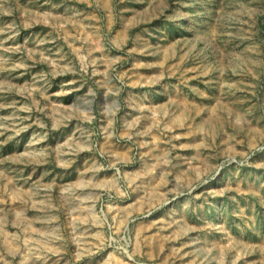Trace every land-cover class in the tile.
I'll use <instances>...</instances> for the list:
<instances>
[{"label":"rangeland","instance_id":"1","mask_svg":"<svg viewBox=\"0 0 264 264\" xmlns=\"http://www.w3.org/2000/svg\"><path fill=\"white\" fill-rule=\"evenodd\" d=\"M0 264H264V0H0Z\"/></svg>","mask_w":264,"mask_h":264}]
</instances>
